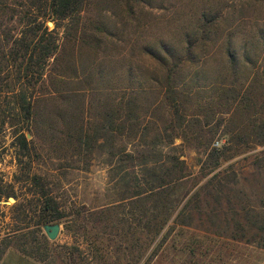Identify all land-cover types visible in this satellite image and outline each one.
<instances>
[{
    "label": "rangeland",
    "instance_id": "rangeland-1",
    "mask_svg": "<svg viewBox=\"0 0 264 264\" xmlns=\"http://www.w3.org/2000/svg\"><path fill=\"white\" fill-rule=\"evenodd\" d=\"M46 25L58 49L27 88L31 118L15 108L16 87L0 89V252L45 264H264V0H79ZM152 144L186 164L166 211L156 195L126 197ZM120 150L135 160L118 162ZM168 213L154 238L150 224Z\"/></svg>",
    "mask_w": 264,
    "mask_h": 264
},
{
    "label": "trees",
    "instance_id": "trees-1",
    "mask_svg": "<svg viewBox=\"0 0 264 264\" xmlns=\"http://www.w3.org/2000/svg\"><path fill=\"white\" fill-rule=\"evenodd\" d=\"M78 2L79 0H25L24 8L16 10L8 5L6 0H0V89L11 90L12 85L16 87L13 101L17 105L15 108L20 110L24 118H31L33 113L32 98L27 95V88L44 81L50 59L55 58L58 49L55 28L49 29L46 22L48 19L60 20L71 16ZM127 101L131 102V99L128 98ZM178 106V101L173 98L172 107L175 111ZM17 140L23 151L27 149L24 133L19 134ZM153 144L148 154L140 153L138 165L141 170V180L137 181L140 176L134 171L131 179L132 183L133 181L136 183L132 186L128 185L132 188V192L126 197L135 199L142 193L148 196L156 195L160 201L164 200L163 207L166 211L171 206L170 199L176 185L187 176L186 164L180 155L163 153ZM117 155H119L118 162H123V159L134 161L136 158L134 154L124 150L118 151ZM131 179L129 178L128 181L131 182ZM33 181L34 185H39L41 189L39 194L46 197L43 184L39 182L40 177H33ZM141 186L143 188H140ZM196 196L195 192L190 199ZM190 199L177 213L174 221L187 208ZM45 208L49 206L46 205ZM53 210L56 212L55 207ZM169 216L170 213L160 220H154V227L152 223L150 224L149 231L154 234V238L167 223ZM52 217L54 219L58 215ZM251 221L249 219L251 226L257 224L256 221ZM2 254L3 251L0 252V257Z\"/></svg>",
    "mask_w": 264,
    "mask_h": 264
},
{
    "label": "crops",
    "instance_id": "crops-1",
    "mask_svg": "<svg viewBox=\"0 0 264 264\" xmlns=\"http://www.w3.org/2000/svg\"><path fill=\"white\" fill-rule=\"evenodd\" d=\"M0 264H45L25 254L16 247H8L0 257Z\"/></svg>",
    "mask_w": 264,
    "mask_h": 264
},
{
    "label": "water",
    "instance_id": "water-1",
    "mask_svg": "<svg viewBox=\"0 0 264 264\" xmlns=\"http://www.w3.org/2000/svg\"><path fill=\"white\" fill-rule=\"evenodd\" d=\"M11 199L12 198L10 197L9 200H11ZM43 228H44V231H45V233H46V235H47V237L49 239H54L57 236V234H58V232L60 230V227H59V224L58 223L45 224L43 226Z\"/></svg>",
    "mask_w": 264,
    "mask_h": 264
},
{
    "label": "bare ground",
    "instance_id": "bare-ground-1",
    "mask_svg": "<svg viewBox=\"0 0 264 264\" xmlns=\"http://www.w3.org/2000/svg\"><path fill=\"white\" fill-rule=\"evenodd\" d=\"M12 200V199H11Z\"/></svg>",
    "mask_w": 264,
    "mask_h": 264
}]
</instances>
